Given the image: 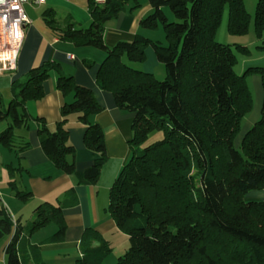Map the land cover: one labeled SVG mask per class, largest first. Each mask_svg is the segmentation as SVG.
Instances as JSON below:
<instances>
[{
	"label": "trees",
	"instance_id": "16d2710c",
	"mask_svg": "<svg viewBox=\"0 0 264 264\" xmlns=\"http://www.w3.org/2000/svg\"><path fill=\"white\" fill-rule=\"evenodd\" d=\"M152 13L141 26L165 31L167 46L136 36L109 48L104 41L106 25L120 13L140 7L139 0H106L94 5L88 28L74 24L66 29L54 27L55 19L46 12L47 23L60 39L77 47H93L107 52L97 76L99 86L112 92L121 110L135 114L133 156L124 166L110 191L108 212L125 233L130 247L116 264H223L230 249L247 248L254 264H264V201H247L251 191L264 190V103L260 120L235 144L244 118L253 110L254 100L247 82L258 74L264 89V67L249 68L242 75L235 71V50L249 49L217 40L228 10L227 31L243 36L250 31L252 17L244 0H148ZM165 8L176 17L170 22ZM257 38L264 34V0H259L254 15ZM151 46L167 72L159 81L154 74L131 68L124 62L146 60ZM234 46V48H233ZM58 73L57 88L63 95L73 93L64 103L62 120L51 132L40 120V133L46 135L42 148L55 166L71 175L76 170L75 149L69 144L66 129L69 115L77 114L87 126L85 145L99 154L85 177L96 181L107 162L104 133L90 117L103 112L93 92L78 85L58 64L33 69L25 82L17 83V95L3 109L0 94V123L12 119L13 126L0 134V145L13 150L14 128L21 126L29 100L45 96L44 84L51 71ZM162 138L146 145L151 135ZM29 147V144L23 149ZM72 157V160L69 157ZM199 173V201H195L193 163ZM26 201L31 194H17ZM56 208L40 207L31 225L35 232L60 216ZM0 217L2 212L0 211ZM63 224L56 236L63 235ZM13 232V225L1 218L0 242ZM21 227L16 224L6 249V264H23L18 253ZM87 252L75 264H103L110 249ZM43 264V263H42Z\"/></svg>",
	"mask_w": 264,
	"mask_h": 264
},
{
	"label": "crops",
	"instance_id": "0c3cea01",
	"mask_svg": "<svg viewBox=\"0 0 264 264\" xmlns=\"http://www.w3.org/2000/svg\"><path fill=\"white\" fill-rule=\"evenodd\" d=\"M244 1L250 14L246 0ZM254 1L258 3L259 0H250L251 4ZM139 3L140 7L135 9H131L134 4H129L126 11L107 23L104 41L109 48H115L123 42H132L138 35L155 42H160L163 38L165 32L163 34L158 30L159 37H155L152 30L141 26V20L149 16L153 8L148 0H139ZM94 5L103 4L99 0H46L44 4L29 0L25 9L31 24L26 29L17 69L0 75V94L4 109L3 101L8 107L17 95L16 84L25 82L33 69L46 64H58L78 85L90 89L104 108L103 112L91 116L90 121L103 130L107 162L96 181L85 177V171L93 165L99 154L85 145L87 126L81 123L77 114L69 115L66 124L69 144L76 152L75 172L66 174L45 154L42 142L46 135L40 133V120L45 122L51 132H55L57 124L62 120V106L74 99L73 93L63 95L58 90V73L52 70L44 84L45 96L39 100H29L25 105L27 117L21 126L14 128V149L0 145V220L3 218L13 225L12 234L0 242V264H6V249L13 239L17 223L22 230L18 253L23 264H75L87 252L104 253L105 246L110 251L105 253L103 264H115L130 247L128 236L117 227L108 207L111 188L133 156L130 142L134 136L135 114L118 108L113 93L102 89L97 82L100 67L108 57L107 52L93 47H77L72 42L61 40L59 33L49 26L45 16L46 12H51L55 19L54 27L59 30L66 29L70 24L88 28L93 20ZM167 15L170 17L169 13ZM230 37L235 39L233 45L249 49L248 53L241 52L246 57L243 62L244 72L249 68L264 67V53L261 52L264 51V34L262 38H257L254 33L249 41L242 43L235 42L238 36ZM260 41L263 46L258 45ZM256 48L258 54L252 51ZM146 54L148 58L143 70L156 74L155 69L161 67L156 52L149 48ZM247 82L249 87L251 85L254 105L243 120L241 133L235 142L237 146L260 120L264 103L261 77L250 74ZM11 126L13 122L10 118L1 122L0 134ZM26 144L29 147L23 149ZM69 159L72 160V157ZM18 193H30L31 196L23 201L18 198ZM1 197L8 199L15 208L16 215L11 211L13 218L7 214ZM246 200L264 201V190L251 191ZM40 207L56 208L61 211L60 216L53 218L45 227L31 232V225L37 219ZM63 224L65 231L57 237Z\"/></svg>",
	"mask_w": 264,
	"mask_h": 264
},
{
	"label": "rangeland",
	"instance_id": "374dc122",
	"mask_svg": "<svg viewBox=\"0 0 264 264\" xmlns=\"http://www.w3.org/2000/svg\"><path fill=\"white\" fill-rule=\"evenodd\" d=\"M244 3H245V1H244ZM246 3H247L248 10H250V15L252 17V21H251V24H250V31L248 32V34L243 35L244 37L243 36L242 37L238 36L236 41H235L236 43H242L244 41L245 42L249 41L252 38V36L254 35V33H255L254 15H255V11H256L257 2L254 1V3L252 2V4H251L250 0H246ZM253 6L255 8H253ZM165 10L167 11V13L170 14L169 21L170 22H176L177 19L173 15L171 10L169 8H165ZM227 25H228V10H226V12L224 14L222 25H221V27H220V29L218 31L217 40L218 41H222V43H224V44L229 43V44L233 45L234 44L233 41L235 39L233 37H230L231 34H229L228 31H227ZM158 30L160 32H162L163 34L165 32L164 29H163V26L161 24H159V29L152 30V32L155 35V37H157V36L159 37V35H157V34H160ZM164 36L160 40V42H161V44L163 46H167L168 44H167V41L164 38ZM156 39H159V38H156ZM157 41H159V40H157ZM258 45L259 46H263V42L262 41L258 42ZM149 48H152V47L148 46V47L145 48V54L147 53V50ZM233 48H234V46H233ZM262 50H264V49H262ZM252 51L255 52L256 54H258V48H256L255 50L253 49ZM235 52H236V54L238 56V64L235 67V71L239 75H242L244 70H245L243 62H244V60H246V57H244L242 55L241 51H239V50H235ZM261 52L264 53V51H261ZM147 58L148 57H147V54H146V60L143 61V62H131L127 58H124V62L127 65H129L131 68L135 69V70L146 72V71L143 70V68H144V64L147 62ZM160 64H161V67L158 68V69H155V73L156 74H154V75L159 81H164L167 78V72H166L165 66L162 63H160ZM146 73H149V72H146ZM250 87H251V85H250ZM5 104H6V102L3 101L4 109L7 108V106H5ZM161 138H162V134L161 133L153 134V135L150 136V138H149L148 142L146 143V145L154 143V142L160 140ZM199 173H200V170L197 168V166L195 165V162H194L193 163V168L191 170V175L194 176V178H195V201H199V196H200V194H199L200 183H199V179H198L199 178ZM2 203L5 206L7 214L10 215L11 218H13V215H12L11 211L14 213V215H16L15 214V208L13 206H11V204L8 201V199H6L5 197L2 198ZM29 209L31 210V207H29ZM29 209H28V212H29ZM29 222L31 224L32 220H30ZM24 224H26L25 221H24ZM229 251L230 252L227 253V255H228L227 258H224L223 264H254V261L252 260L251 255L249 254L250 253L249 249L243 248V247H237V250L236 249H230ZM190 264H202V262L200 260H195V262L193 261Z\"/></svg>",
	"mask_w": 264,
	"mask_h": 264
},
{
	"label": "built area",
	"instance_id": "2783aa9c",
	"mask_svg": "<svg viewBox=\"0 0 264 264\" xmlns=\"http://www.w3.org/2000/svg\"><path fill=\"white\" fill-rule=\"evenodd\" d=\"M44 4L46 0H35ZM106 0H99L104 4ZM29 0H5L0 4V54L7 53L10 59L0 61V75L17 69L19 55L25 40L26 29L31 20L26 12ZM7 65V67H5ZM16 224V222L14 221Z\"/></svg>",
	"mask_w": 264,
	"mask_h": 264
},
{
	"label": "clouds",
	"instance_id": "9594fccd",
	"mask_svg": "<svg viewBox=\"0 0 264 264\" xmlns=\"http://www.w3.org/2000/svg\"><path fill=\"white\" fill-rule=\"evenodd\" d=\"M5 3V0H0V4H3ZM11 56L7 53H4V54H0V61H3L5 59H10ZM5 67H7V65H5Z\"/></svg>",
	"mask_w": 264,
	"mask_h": 264
}]
</instances>
